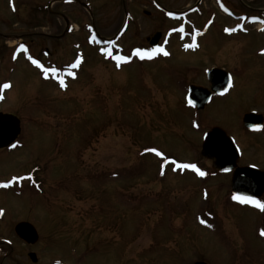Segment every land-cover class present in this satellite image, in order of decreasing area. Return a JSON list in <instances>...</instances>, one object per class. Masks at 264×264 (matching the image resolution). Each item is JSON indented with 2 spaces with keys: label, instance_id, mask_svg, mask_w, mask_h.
Segmentation results:
<instances>
[{
  "label": "rangeland",
  "instance_id": "rangeland-1",
  "mask_svg": "<svg viewBox=\"0 0 264 264\" xmlns=\"http://www.w3.org/2000/svg\"><path fill=\"white\" fill-rule=\"evenodd\" d=\"M224 1L235 18L213 0H0L2 109L21 119L18 146L0 150V186L12 179L0 189V264H264V210L233 199L231 176L201 156L218 127L243 142L241 166L264 168V132L242 129L251 112L264 121V27L252 17L264 0ZM181 29L200 50L181 51ZM165 32L167 55L116 59ZM22 42L30 50L13 60ZM213 68L235 88L196 111L188 88L208 87ZM20 174L32 176L22 194ZM22 221L35 245L17 236Z\"/></svg>",
  "mask_w": 264,
  "mask_h": 264
},
{
  "label": "water",
  "instance_id": "water-1",
  "mask_svg": "<svg viewBox=\"0 0 264 264\" xmlns=\"http://www.w3.org/2000/svg\"><path fill=\"white\" fill-rule=\"evenodd\" d=\"M158 41L159 36L153 38L151 43L155 45ZM223 75L226 78L218 77ZM208 79L211 84V90L198 86L190 87L188 102L198 110L205 108L212 93L219 92V87L226 90L229 85L228 76L222 71L212 70L208 73ZM262 121V117L255 112L247 114L243 120L247 128L261 125ZM20 133L21 123L16 116L0 115V149L10 146L19 137ZM201 154L204 158L212 160L213 167L221 172L233 170L239 159V153L233 141L220 128H214L206 135ZM231 187L235 195L250 196L254 199L260 198L264 195V172L254 167L237 168L233 174ZM15 232L20 239L29 245H35L39 240L36 228L30 223H19L15 228ZM29 256L34 263L37 262L35 253H30ZM195 264L207 263L197 262Z\"/></svg>",
  "mask_w": 264,
  "mask_h": 264
},
{
  "label": "flooded vegetation",
  "instance_id": "flooded-vegetation-1",
  "mask_svg": "<svg viewBox=\"0 0 264 264\" xmlns=\"http://www.w3.org/2000/svg\"><path fill=\"white\" fill-rule=\"evenodd\" d=\"M214 1V3L216 4L215 6H216V8H217V10H218V12H221L222 13V15L224 16V17H227V18H235L236 17V13L233 11V9L231 8V7H229L227 4H226V2L224 1V0H213ZM165 11H167L166 9H164ZM169 12H172V11H168L167 13H169ZM181 13H185V12H181ZM245 14L246 13H241V14H239L240 16L239 17H241V18H246L245 17ZM170 15V14H169ZM260 16H262V18H260ZM253 18H256V19H258L259 21H257L258 23H263L264 24V11H261V12H259V13H257V14H254L253 16H252ZM65 18V17H64ZM243 21H245L246 22V24L248 25V24H250V21L251 20H248V21H246V20H243ZM7 21H5V23H6ZM227 27H225V28H222V30H221V32H222V34L223 35H225L226 37H229V36H231V33H230V31H228V29H226ZM173 30V29H172ZM69 31H71L70 30V27L68 26V28H67V33L69 32ZM93 32H96L95 30H93ZM186 31L183 29V31H180L179 33H185ZM197 32V31H196ZM168 33H164V36L162 37V41H160L159 42V45H158V47H156V48H162V46H161V43L165 40V38H172V35L171 34H169L168 36H166ZM246 35L247 34V32L245 31L244 33H243V35ZM5 34H1V32H0V39H4L3 38V36H4ZM183 36H185L184 38H182L181 39V43L183 44L182 45V48H180L181 49V51L182 52H184V53H188V52H190V51H192V52H196V51H198V50H200L201 49V47L200 46H195L194 48L192 47V48H189L188 47V45H186L187 43H185V38L188 36V34H187V32H186V34L184 35L183 34ZM96 41H94V43H97V44H102V41H103V44H111L112 43V46L114 45V41L113 40H111V41H107L106 39L105 40H102L103 38H101V37H96ZM6 40V39H5ZM1 41V40H0ZM3 43V42H2ZM90 43H92V42H90ZM190 44H193L192 42H189ZM18 45H20V46H23L22 47V52H25L26 53V51H29L30 50V47L27 45V43L26 42H22V43H20V44H17V46ZM107 46V45H106ZM124 46L122 45L121 47H120V50H116L115 51V53H116V55H117V57L118 56H124V57H128L129 59V61H135L137 58L139 59L140 57L139 56H136V50H132L131 52H127V51H125V47L123 48ZM4 48H5V46H4ZM147 48H148V50H151V49H155V47H153V46H151L150 44L147 46ZM47 52H48V54H50V52L48 51V50H46ZM259 56H262V57H264V47H262L261 49H260V51H259ZM32 54L30 53L29 54V56H31ZM18 56L15 54L14 55V58H12L13 60H16V58H17ZM146 59H141V61L140 62H153V61H155V60H157L158 59V57L157 56H153L151 59H149V58H147V57H145ZM31 60H36V57H32L31 58ZM51 62V61H50ZM122 63H126V61H121ZM48 63H49V61H48ZM52 63V62H51ZM1 64V63H0ZM213 69H216L217 71L218 70H222V69H218V68H213ZM212 70V69H211ZM210 70H208L207 72H206V80H207V83H208V87H204V88H207V89H211V85L209 84V81H208V72H209ZM223 72H225L226 74H228L231 78H229L228 77V81H231V88L229 89V91H228V93H226L225 95H219V93L218 94H216V93H214L213 95H212V97H211V99L213 98V97H215V96H217V97H225V96H227V94H229V92L230 91H232L235 87H234V77H233V75L231 74V73H228V72H226L225 70H222ZM219 78L221 77V76H218ZM223 77H225L224 75L222 76V78ZM226 78V77H225ZM224 81V80H223ZM5 84H8L9 85V82L8 81H6V80H3V81H1L0 82V114H12L11 112H6V111H4V109H2L3 107H2V104L7 100V98H6V95H7V93L10 91V87H7V88H5V87H3ZM191 86V85H190ZM189 86V87H190ZM183 90V89H182ZM223 89L221 88V87H219L218 88V91L220 92V91H222ZM188 94H189V88H188ZM12 115H15V114H12ZM16 116V115H15ZM18 117V116H17ZM20 119V118H19ZM263 119V118H262ZM21 120V119H20ZM243 129V131H249L250 132V134H253V135H258L259 133H262V132H264V121H262V124H261V128L260 129H258V131H255V130H253V129H245L244 127L242 128ZM245 133V132H244ZM231 136V135H230ZM233 139H234V142H235V144H236V146L238 147V150H239V152H240V159H239V163L237 164V167L235 168V169H237L238 167H245V166H241L240 165V160L243 158V156L245 155V152L246 151H244V148L242 147V145H241V143H243V142H239V140H237V139H235L233 136H231ZM246 137H248V136H246ZM8 149V148H7ZM10 149V148H9ZM2 150H6V149H1V151ZM247 166H254V167H257L258 169H260V170H262V171H264V168L262 169V167H260V166H258V165H256V164H249V165H247ZM235 171V170H234ZM233 170L232 171H230V172H227V173H223L222 175H230L231 176V178H232V175H233V172H234ZM22 176V174H20V177ZM23 188H24V186L23 185H21L20 186V188H19V192L22 194V193H24V192H22V191H24L23 190ZM1 189V188H0ZM262 200H263V198L261 199V202H262ZM264 202V201H263ZM245 205L246 204H248V205H251V206H254V204H249V203H244ZM6 244H9V243H6Z\"/></svg>",
  "mask_w": 264,
  "mask_h": 264
},
{
  "label": "snow or ice",
  "instance_id": "snow-or-ice-1",
  "mask_svg": "<svg viewBox=\"0 0 264 264\" xmlns=\"http://www.w3.org/2000/svg\"><path fill=\"white\" fill-rule=\"evenodd\" d=\"M181 31H183V29H181ZM228 31H231V29H229ZM21 47H23V46H21ZM102 51H108V50L107 49H103ZM159 52H163L165 55L168 54L163 48H155V49H151V50H147V51L141 50V49H136V55L139 56L141 59H144L145 57L151 59L156 53H159ZM108 54L111 55V52L109 51ZM29 58L31 59V57H29ZM116 59L118 61H127L129 58L128 57H124V56H118V57H116ZM32 62L37 64L38 66L42 67V65H40L39 61H37V60H33ZM78 64H79V62L77 63L76 66H78ZM117 66H119V65H117ZM47 72H48V70L45 69V74H47ZM69 75H75V74L70 72ZM59 82H60L61 87H66V84H65L63 79H60ZM3 87L7 88V87H9V85L5 84ZM151 151L156 152L157 155H160V156L163 155V153L158 152L156 149H151ZM178 167L193 169L196 172H198L199 175H201V176L206 175V173L201 171L195 164H181V165H178ZM3 186L7 187L8 185L5 184ZM233 199L239 200L241 203L254 204L256 207L260 208L261 210H264V202L256 200V199H254V198H252L250 196L236 195V196L233 197ZM261 234L264 235V232H262Z\"/></svg>",
  "mask_w": 264,
  "mask_h": 264
},
{
  "label": "bare ground",
  "instance_id": "bare-ground-1",
  "mask_svg": "<svg viewBox=\"0 0 264 264\" xmlns=\"http://www.w3.org/2000/svg\"><path fill=\"white\" fill-rule=\"evenodd\" d=\"M82 70V68L80 69V71ZM232 93V91L229 92V95Z\"/></svg>",
  "mask_w": 264,
  "mask_h": 264
}]
</instances>
